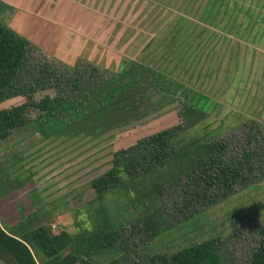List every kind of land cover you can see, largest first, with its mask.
Listing matches in <instances>:
<instances>
[{
  "label": "rangeland",
  "instance_id": "1",
  "mask_svg": "<svg viewBox=\"0 0 264 264\" xmlns=\"http://www.w3.org/2000/svg\"><path fill=\"white\" fill-rule=\"evenodd\" d=\"M67 1L63 3L68 8L80 7L77 12L82 15L76 18H85L81 30L92 41L73 65L31 44L33 65L43 61L53 65L60 77L66 73L62 85L38 90L35 100L44 95L73 100L116 76L130 62L142 63L160 75L154 88L150 81L143 82L139 91L120 104L126 105L132 95L139 96L140 100L129 102L145 104L139 111L145 119L139 123L132 124L133 114H128L127 107L123 111L119 107L115 120L95 119L93 113L65 133L52 132L43 138L36 132L34 115L30 111L25 114L26 125L1 146L11 148L0 150V195H5L0 204L13 210V215L5 210L1 215L15 232L24 235L26 231L28 236L43 226L52 232L90 235L93 225L87 211L95 197L90 183L111 167L114 150L133 145L137 135L182 124L180 103H166L159 112L146 106L154 95L156 103L160 101L165 94L158 95V87L169 90L166 85L171 81L172 90L184 85L210 99L203 106L208 108L205 121L177 140L191 132H210L220 133L232 143L237 140L239 145L242 139L257 135L264 148V0H75L80 6ZM48 45L57 53L62 49L54 41ZM77 82L80 84L75 86ZM25 101L23 97L7 100L0 104V112L11 111ZM109 111H105L107 115ZM124 118L130 122L124 124ZM246 128H253L254 133ZM161 193L163 196L156 198L158 205L169 215L177 213L176 186ZM107 200L110 213L125 228V237L135 234L130 245L137 246L126 251V264H146L147 256L156 253L183 255L198 250L205 255L211 239L219 240L223 264H248L264 223V178L185 221L182 215H177L180 223L165 219L167 224L158 227L153 237L136 227L137 218H146L144 210L125 203L121 195L111 193ZM95 207L97 203L90 211ZM0 210L3 212V207ZM15 216L25 222L16 224ZM35 218L38 222L32 223ZM137 230L143 231L136 235ZM112 256L104 253L91 261L104 264ZM0 264H15L1 247Z\"/></svg>",
  "mask_w": 264,
  "mask_h": 264
},
{
  "label": "trees",
  "instance_id": "2",
  "mask_svg": "<svg viewBox=\"0 0 264 264\" xmlns=\"http://www.w3.org/2000/svg\"><path fill=\"white\" fill-rule=\"evenodd\" d=\"M33 50L28 40L0 23V104L16 97L26 100L13 106L11 111L0 112V142L12 138L13 132L26 125L25 114L28 111L34 115V124L38 127L36 132L43 138L52 132L65 133L77 121L93 113L95 119L115 120L119 113L116 108L119 107L121 111L127 107L128 114H133L130 117L132 124L145 119L139 116V111L145 108L144 103L129 104L140 100L139 96L132 95L126 105L120 104L139 91L143 82L147 84L150 81L151 88L156 86L160 73L154 69L130 62L122 72L103 84L89 88L83 95L81 92L73 100L64 101L49 95L35 100L34 94L38 90L62 85L66 73L63 72L65 74L60 77L53 65L43 61L33 65ZM79 84L77 82L75 86ZM166 86L169 90L160 89V86L157 89L158 95L165 94L161 100L156 103L154 95L152 102L147 101L146 106L159 112L166 103H180L178 116L182 124L137 135L133 145L114 150L111 167L90 183L95 193L87 211L93 225L92 233L70 234L36 227L29 232L27 242L35 249L36 258H39L37 262L27 244L9 235L0 225V247L15 264H97L91 258L104 253L113 255L104 264H126V251L137 246L130 245L134 242L130 237L135 234L125 237V228L110 213L106 202L111 193L121 195L125 203L144 210L146 218H142L144 221L137 218L136 227L153 237L158 227L167 224L165 219L180 223L177 215H182L185 221L198 214V210L214 207L237 190L248 188L264 178V148L259 145L257 135L253 136L254 139H242L239 145L237 140L232 143L230 139L220 137V133L210 132L204 135L191 132L177 140L180 134L205 121L208 108L204 110L203 106L210 99L184 85L178 84L172 90V81ZM108 109L107 115L105 111ZM130 119L124 118L123 123L128 124ZM245 130L254 133L253 128ZM261 139L264 141V138ZM174 186L179 191L180 206L176 207L177 213L169 215L160 203L158 205L156 198L163 196L161 191ZM129 195L133 198L126 199ZM94 203L97 207L90 211ZM141 231L137 230L136 235ZM258 236L248 264H264V223L258 229ZM218 244L217 239L208 240L205 255L198 250L183 255L156 253L147 256L145 263L223 264Z\"/></svg>",
  "mask_w": 264,
  "mask_h": 264
},
{
  "label": "crops",
  "instance_id": "3",
  "mask_svg": "<svg viewBox=\"0 0 264 264\" xmlns=\"http://www.w3.org/2000/svg\"><path fill=\"white\" fill-rule=\"evenodd\" d=\"M63 2L69 1L0 0V23L8 28L10 27L14 32L18 30L19 34L16 32L18 35L25 38L39 49H41L40 47L45 48L41 50L48 53L49 56L53 55L62 63L73 65L78 56L83 54L82 49L83 47H87L89 41L87 40L88 37H85L81 30L86 20L85 18L84 20L79 17L76 18L77 15H82V13L78 14L77 12L80 7L77 9L68 8L70 6ZM74 4L80 6L79 3L76 4V1ZM89 39L92 41L91 38ZM51 41H54L56 46L61 45L62 49L60 51L58 50L59 53L54 52L55 48L48 45ZM6 142H9V139L5 142H0V150L7 151L11 148L8 146L1 147ZM4 197V194L0 195V202L4 200ZM1 207H3V212L0 210V225L1 223L3 224L1 227L9 235L27 244L35 260L38 262L39 258H36L37 255L35 249L27 242L26 231L24 232V235L23 233L15 232L12 226L9 227L6 225L8 223L7 217L1 215L4 213V210L6 213H11V215H13V210H11L10 207L5 206V204H0V208ZM15 217L16 224L25 221L24 218L20 216ZM38 220V218L32 219V223H37Z\"/></svg>",
  "mask_w": 264,
  "mask_h": 264
},
{
  "label": "clouds",
  "instance_id": "4",
  "mask_svg": "<svg viewBox=\"0 0 264 264\" xmlns=\"http://www.w3.org/2000/svg\"><path fill=\"white\" fill-rule=\"evenodd\" d=\"M7 103V102H6ZM10 110V109H9Z\"/></svg>",
  "mask_w": 264,
  "mask_h": 264
}]
</instances>
